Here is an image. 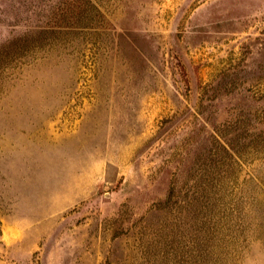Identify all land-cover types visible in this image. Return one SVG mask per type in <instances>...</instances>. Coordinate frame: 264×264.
Returning a JSON list of instances; mask_svg holds the SVG:
<instances>
[{
    "label": "rangeland",
    "instance_id": "374dc122",
    "mask_svg": "<svg viewBox=\"0 0 264 264\" xmlns=\"http://www.w3.org/2000/svg\"><path fill=\"white\" fill-rule=\"evenodd\" d=\"M0 264H264V0H0Z\"/></svg>",
    "mask_w": 264,
    "mask_h": 264
},
{
    "label": "trees",
    "instance_id": "16d2710c",
    "mask_svg": "<svg viewBox=\"0 0 264 264\" xmlns=\"http://www.w3.org/2000/svg\"><path fill=\"white\" fill-rule=\"evenodd\" d=\"M258 137H262V133H260L259 135H257Z\"/></svg>",
    "mask_w": 264,
    "mask_h": 264
}]
</instances>
